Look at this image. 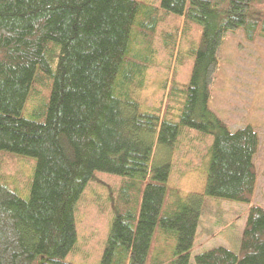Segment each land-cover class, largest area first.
Segmentation results:
<instances>
[{
  "label": "trees",
  "instance_id": "obj_1",
  "mask_svg": "<svg viewBox=\"0 0 264 264\" xmlns=\"http://www.w3.org/2000/svg\"><path fill=\"white\" fill-rule=\"evenodd\" d=\"M158 2L0 0V168L3 156L34 160L27 198L0 173V264H71L77 205L96 174L120 181L100 207L112 219L99 264H264V205L252 200L258 133L248 125L230 129L208 105L224 36L239 29L247 40L264 35V0ZM161 15L182 18L184 30L195 26L200 35L186 83H171L164 108L144 110L137 91L150 60L148 31ZM176 34L164 41L170 55ZM40 77L50 81L46 101L26 112ZM185 131L198 134L194 146L180 147ZM178 147L184 177L200 186L187 199L184 181L169 182ZM173 194L178 209H167ZM211 198L248 207L239 244L191 260ZM157 225L175 238L169 261L159 259Z\"/></svg>",
  "mask_w": 264,
  "mask_h": 264
},
{
  "label": "rangeland",
  "instance_id": "obj_2",
  "mask_svg": "<svg viewBox=\"0 0 264 264\" xmlns=\"http://www.w3.org/2000/svg\"><path fill=\"white\" fill-rule=\"evenodd\" d=\"M137 1L145 6L159 7L158 0ZM143 18L144 14L141 13L136 19L135 27H139L138 23ZM183 25L182 18L175 15L166 17L161 15L154 32L148 31L149 43L146 52L150 60L146 64L148 69L144 75L143 85L137 91V100L144 110L155 107L164 108V96L171 83L174 81L181 86L187 81L193 64L190 50L196 46L200 32L197 27L191 25L184 30ZM171 31L177 34L176 45L170 55L167 50L170 47L166 49L163 45L164 41L169 38L167 33ZM137 34L138 32L136 36ZM140 37L137 36V39L142 45L137 43L136 48L144 52L145 44ZM218 55L219 64L211 85L208 105L218 117L228 124L230 129L235 130L248 125L257 131L259 148L254 158L257 183L252 200L253 204L264 205V35L257 33L253 40H247L243 29L229 32L224 36ZM40 78L42 81L32 86L25 105L26 112L34 108L38 109L39 105L43 106L46 101L50 81L43 77ZM170 106L177 107V104L170 103ZM198 137V134L194 132L185 131L179 139L180 147L183 144L194 146ZM209 140L205 137L204 143L208 144ZM180 147L176 148L173 154L174 165L169 182L173 187L184 181L183 188L189 190L183 195L187 199L188 194L197 192L191 190L200 188V186H197L198 183L194 178L184 177L187 171L186 165H180L176 159L179 156L178 153L182 152ZM2 159L4 163L0 168L2 177L11 186L16 187L18 192H21L19 195L22 198H27L30 180L33 176L34 160L17 155H8L7 158L3 156ZM194 163H197V160L192 161L189 166L193 167ZM111 176L94 175L77 205L75 215L77 241L75 248L66 258L71 264L100 263L109 233V219L110 217L112 219L108 210L100 211V207L104 209L107 206L106 201L104 202L108 194L107 190L113 191L120 183ZM115 177L126 182L123 178ZM175 205V209H178V198L173 194L167 209H174ZM247 209L245 204L235 201L205 199L201 215L203 221L208 222V231L205 233L208 237L207 241L203 242L206 244L202 245L200 239L203 233L199 231L198 238L194 240L191 249V260L195 254L210 246L228 244L232 250H236ZM215 221H220L219 224L217 222V228L212 227ZM157 233L160 234L159 238L161 237L159 259L169 261L173 257L175 238L170 237V234L166 235L159 225L156 227L154 236Z\"/></svg>",
  "mask_w": 264,
  "mask_h": 264
},
{
  "label": "crops",
  "instance_id": "obj_3",
  "mask_svg": "<svg viewBox=\"0 0 264 264\" xmlns=\"http://www.w3.org/2000/svg\"><path fill=\"white\" fill-rule=\"evenodd\" d=\"M210 223H212V222H210ZM207 225H208V222L207 221H203V219H202V216L200 217V219H199V224H198V229H197V234H196V239L198 238V234H199V231H202V233H203V236L201 237V241H202V245L203 244H206V243H203V242H206L207 241V235H205V233L208 231L207 230ZM215 246H217V245H215ZM218 246H220V245H218ZM221 246H225V247H227V248H231V246L230 245H228V244H225V245H221ZM211 247H214V246H210L209 248H211ZM209 248H207V249H209ZM235 248V247H234Z\"/></svg>",
  "mask_w": 264,
  "mask_h": 264
}]
</instances>
